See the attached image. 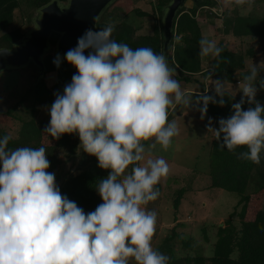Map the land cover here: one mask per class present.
<instances>
[{"label": "clouds", "instance_id": "clouds-1", "mask_svg": "<svg viewBox=\"0 0 264 264\" xmlns=\"http://www.w3.org/2000/svg\"><path fill=\"white\" fill-rule=\"evenodd\" d=\"M242 13L256 0H224ZM100 16L94 17L97 24ZM115 24L88 29L63 57L76 72L63 92H56L44 132L59 140L76 134L84 153L94 156L106 178L96 183L102 203L85 212L61 193L45 147H9L10 135L0 138V264H169L170 257L153 247L157 214L147 205L158 199L157 187L170 173L168 161L152 158L157 146L165 152L179 135L169 120L177 106L225 105V81L212 80L214 95L193 99L174 78L167 56L151 47L131 48L112 37ZM175 40L180 43L181 37ZM199 56L219 66L223 48L202 37ZM87 52V54H85ZM57 68L62 59L53 60ZM264 61L238 83L241 99L232 114L208 131L221 148L237 158L260 164L264 152ZM207 93V92H206ZM217 97L219 99H217ZM247 104L245 110L243 105Z\"/></svg>", "mask_w": 264, "mask_h": 264}, {"label": "trees", "instance_id": "trees-1", "mask_svg": "<svg viewBox=\"0 0 264 264\" xmlns=\"http://www.w3.org/2000/svg\"><path fill=\"white\" fill-rule=\"evenodd\" d=\"M19 1L0 0V48H13L15 44H18L22 40L27 32V30L22 31L20 27L12 25L14 11L18 7ZM50 1L28 0L27 3L38 9ZM62 1L65 0H59V2ZM168 1L155 0L161 17L162 7ZM192 2V6L186 8L184 1L182 8L177 11L174 17L173 34L168 46L167 58L169 65L175 69L174 78L183 82L186 85L185 90H189V94L195 99L202 94L214 95L213 91L204 90V82L201 79H197L195 75L208 77L210 73L214 72L212 73L214 79H221L226 82H239L236 79L238 77L235 76L241 74L243 77L248 72L247 68L245 69L246 58L255 57L256 52L252 46H249L245 50L236 51L220 41L218 46L223 48V52L221 53L219 66L213 68L216 61L208 57L207 68H202V57L198 54L200 51L199 41L205 35L201 29L199 20L210 16L215 17L218 14L211 9L216 5V1L214 0H192ZM110 6L112 7V5ZM109 7L101 14L100 21L96 24L98 30L108 24H115L112 37L117 42L126 43L133 49L137 47H151L157 53L163 52V36L162 32H160L162 28L161 19L159 24L160 30L158 26H154L152 34L135 35V27L127 23L124 16H118L115 13L109 12L108 16L111 15L113 18L109 20L104 17V13L109 11ZM199 9L201 10L199 11ZM130 11H134L141 16L150 14L149 12L142 11L140 8L131 9L128 13ZM27 22L32 23L30 15L27 18ZM216 30H220L225 34L230 33L234 37L239 38L240 41L249 38H262L264 40V16L236 13L232 17H225L221 28L216 27ZM57 36L58 34L53 33L49 39L52 50ZM176 36L181 37L180 43L176 42ZM262 47L264 48V45ZM55 58L52 51L45 54L43 57L45 71L43 75L37 73L33 84H30L28 78L25 77L26 90L21 95L19 102H22L23 99H29L28 104L24 106V112H29V116H23L17 107L11 108L7 115L12 119L18 120L21 125L14 135L9 133L8 128H2L0 130V138L10 135L9 147L13 149L22 146L33 148L45 147L50 161L48 171L55 173L61 193L67 195L70 200L75 201L87 213L95 210L96 206L102 203L95 187L98 180L107 177L108 172L98 167V161L94 156L85 153L84 158H82L84 152L80 147V140L76 134H65L59 140L51 138L54 143L51 145L45 144L40 137V131L44 125L40 126L35 117L37 105L47 106L49 109L55 100L54 93H62L64 86L71 82V78L76 72L69 67L67 61L63 60V57H61L62 63L60 67L57 68L53 63ZM27 68L34 70L37 67L33 63H30ZM14 69L17 68L11 67L3 70ZM49 72L56 73L52 88H48L45 85L43 78ZM260 77L264 78V71L260 73ZM192 81H197L202 90L192 91L190 88ZM260 92H264V90ZM232 98L231 93L226 91L225 105L221 107L218 104L210 103L207 112L213 115L217 119V122L220 118H228L232 114ZM217 99L219 98L217 97ZM179 107L177 106L175 111H178ZM243 107L246 110L248 105H243ZM175 111L170 113L169 120H172L175 116H182L175 115ZM217 122L216 126L218 127ZM59 147L67 149L68 156L66 159H69L72 163L74 161L76 163V159L81 156V163L77 165L74 173L71 172L72 166L70 169L63 171L62 168H64V163L66 162L65 160L58 159L55 154L56 149ZM241 151H247V149L238 148L237 154ZM207 154L209 155L212 178L210 187L226 190L237 195L238 201L235 208L240 206V211L238 212L234 208V211L229 216L231 218L237 214L239 225L232 223V219H226L224 226L218 224L212 253L207 257L199 253L195 255L185 254L181 258L176 257L173 246L170 243L174 237L176 239V232L165 237V244L161 253L170 257L169 264H264V152L261 154L260 164H254L251 161L238 159L237 154H233L226 148H221L215 138L212 140V147ZM247 186H252V191L249 193H246ZM185 191L186 188L184 186L178 188L173 198V206L175 208H178L182 199L185 198ZM177 238L179 241L181 239L185 248L188 247L189 241H184L181 233L178 234Z\"/></svg>", "mask_w": 264, "mask_h": 264}, {"label": "rangeland", "instance_id": "rangeland-1", "mask_svg": "<svg viewBox=\"0 0 264 264\" xmlns=\"http://www.w3.org/2000/svg\"><path fill=\"white\" fill-rule=\"evenodd\" d=\"M27 1L28 0H20L18 7L14 11V21L12 25L20 27L22 31L31 29L32 23L27 22V18L29 15L32 18L37 10L33 5L28 4ZM214 1H216V5L211 9L214 10L218 16H210L199 20L205 37L216 40L217 43L221 41L227 44L229 48L236 51L245 50L249 46L254 47L256 56L253 58H246L245 69L247 68V70H249L253 64L259 65L261 61H264V48L262 47L264 45V40L262 38H249L240 41L239 38L234 37L230 33L225 34L220 30L217 31L216 27L221 28L224 18L232 17L236 13L264 16V0H256L253 9L243 13L239 9L225 6L224 0ZM192 3V0H186L184 6L190 8ZM111 5L112 7H109V11L104 13V17L111 20L113 17L111 15L108 16L109 12L115 13L118 16H124L125 21L135 27V35L152 34L154 26L159 27L161 15L157 9L155 0H117ZM135 8H140L142 11L149 12L150 14L141 16L134 11L128 13L129 10ZM200 10L201 9H199V11ZM160 32H162V28ZM208 62V57H202V68L206 69ZM27 67L8 71L3 70L0 72V130L6 127L9 129L11 135L16 134L21 123L16 119L10 118V116L7 115L8 111L11 108L17 107V109L22 112L23 116H29V112H24V106L28 104L29 99H21L22 102H19V99L26 90L25 77L28 78L30 84H33L38 72L37 68L33 70ZM195 76L197 79H201L206 85L204 90L212 91L211 83L212 80L216 79L212 76V80L209 76ZM235 77H238L236 79L239 81L242 79L241 74ZM43 78L45 85L48 88H52L56 73H46ZM238 83L239 82L235 81H225L226 91L231 93L233 97L231 104L241 99L242 93L240 92ZM180 85L184 90L186 85L183 82H180ZM190 88L192 91L202 90L197 81H192ZM184 91L186 94L190 95V91ZM263 93L264 92L259 91L256 97L261 102L264 101ZM198 107L199 106L186 108L180 106L179 109H177L178 111H175V115L182 116H175L173 118L177 122L180 130L179 135L174 138L173 147L165 152L157 146V149L152 153V158L163 156L168 161L170 167L168 178L162 180L157 186L160 189L158 199L147 205L148 210L155 211L157 214L156 234L152 242L153 247L162 252L165 244V237L172 235L174 232L177 233L178 237V234L181 233L184 241H189L187 248L183 246L181 239L179 241L177 237L176 239L174 237L170 242L176 257L179 258L183 257L185 254L195 255L199 253L205 257L211 255L214 240L216 238L217 225L221 224L224 226V221L226 219H232V223L239 225L237 214L233 215L231 218L229 216L236 207L235 205L238 201L237 195L226 190L210 187L212 178L210 174L209 155L207 153L212 147V140L215 139V135L213 132L208 131V122L209 118H211L213 121L212 126L217 127V119L209 112H207L202 119ZM35 117L37 122L40 123V126L44 125L40 131L41 140L47 145L53 144V138L44 132L45 127L50 121L48 107L37 105ZM55 154L58 159L65 160L66 162L64 163V168H62L63 171L70 169L71 166L72 169L77 166L75 161L72 163L69 159H66L68 156L66 148H57ZM56 182L58 183L57 178ZM181 186L186 188L184 193L185 198L182 199L179 207L175 208L173 206V198L178 188ZM247 187L246 193L251 192L252 186ZM235 209L239 212L240 206Z\"/></svg>", "mask_w": 264, "mask_h": 264}, {"label": "water", "instance_id": "water-1", "mask_svg": "<svg viewBox=\"0 0 264 264\" xmlns=\"http://www.w3.org/2000/svg\"><path fill=\"white\" fill-rule=\"evenodd\" d=\"M115 0H66L61 4L59 0H51L38 8L32 18L33 26L22 40L13 48H0V71L6 68H24L29 63L37 67L39 75L45 71L43 57L52 51L54 57L64 54L77 45V40L86 30L99 31L94 17L101 14ZM185 0H169L162 9V47L167 56L168 46L172 39L173 20L177 11L182 8ZM52 33L58 34L53 50L50 46ZM87 54V52L85 53ZM69 67L76 69L68 63ZM82 154V158H84ZM81 156L76 164L81 163ZM85 160V159H84ZM77 169L75 166L72 173Z\"/></svg>", "mask_w": 264, "mask_h": 264}, {"label": "flooded vegetation", "instance_id": "flooded-vegetation-1", "mask_svg": "<svg viewBox=\"0 0 264 264\" xmlns=\"http://www.w3.org/2000/svg\"><path fill=\"white\" fill-rule=\"evenodd\" d=\"M60 3H61V4H64V3H66V0H65V1H62V2H60ZM32 18H33V17H32ZM32 26H33V24H32ZM52 34H53V33H52ZM51 36H52V35H51ZM57 38H58V36H57ZM56 40H57V39H56ZM29 64H30V63H29ZM29 64H28V65H29ZM28 65H27V66H28ZM27 66H26V67H27Z\"/></svg>", "mask_w": 264, "mask_h": 264}, {"label": "crops", "instance_id": "crops-1", "mask_svg": "<svg viewBox=\"0 0 264 264\" xmlns=\"http://www.w3.org/2000/svg\"><path fill=\"white\" fill-rule=\"evenodd\" d=\"M186 1V0H185ZM206 86V85H205ZM185 90V89H184ZM187 91H189V90H187ZM182 113V112H181Z\"/></svg>", "mask_w": 264, "mask_h": 264}]
</instances>
